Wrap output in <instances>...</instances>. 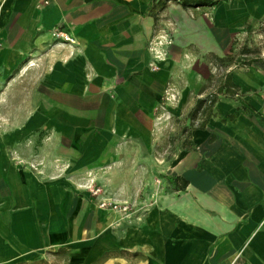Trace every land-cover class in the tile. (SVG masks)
<instances>
[{"label":"crops","instance_id":"obj_1","mask_svg":"<svg viewBox=\"0 0 264 264\" xmlns=\"http://www.w3.org/2000/svg\"><path fill=\"white\" fill-rule=\"evenodd\" d=\"M156 1L0 0V264L60 250L69 264H264V51L227 68L218 86L230 75L235 96L180 123L169 163L158 137L171 87L178 116L218 88L198 74L183 90L185 59L204 67L216 33L263 25L264 0ZM103 199L150 207L120 222Z\"/></svg>","mask_w":264,"mask_h":264},{"label":"rangeland","instance_id":"obj_2","mask_svg":"<svg viewBox=\"0 0 264 264\" xmlns=\"http://www.w3.org/2000/svg\"><path fill=\"white\" fill-rule=\"evenodd\" d=\"M166 16L167 17L164 19L167 20V23L173 25L172 21L169 18H172V15L167 14ZM161 35L167 36V41L169 42L167 46H170L172 44V41L169 37V34L165 31L162 32ZM215 40L216 43H219L221 45V47L218 49L216 48V55H213V58L207 57L203 59L204 62L207 61L205 63L203 62L204 67H193L194 65L190 64L189 59H185L188 62V73L184 71V74L182 76L183 90L188 92L190 89L197 88L195 87L196 84L193 80V77H196L198 74H200L201 77H205L208 74L207 80L204 79L203 89H216L221 79L225 76L227 68L233 67V71H237L239 69L242 63L238 60V58L240 55H242V50H244V48H246V50H248L249 52L247 56L259 58L261 56V53L264 51V24L254 25V23L252 22L248 24L244 30L229 34V37L220 33H216ZM243 56L244 55H242V57ZM170 89L171 92H169L168 97L171 98L172 96L171 103L168 104L166 114L161 119H159L158 122L160 128V132L158 135V137H160V146H162L164 151L166 152L168 163L174 157V143H177L180 140L178 138L180 136V129L182 127L180 123L184 124L185 122L190 120V114L183 113L178 116L174 111H172L179 105L180 92L175 87H171ZM144 203H146V200L136 203L133 202L130 204L139 206ZM119 219L120 222H130L125 219ZM66 256L67 255L65 250L56 251L52 254L45 252V254H40L38 258H33L27 261L23 260L22 262H17L14 264H69Z\"/></svg>","mask_w":264,"mask_h":264},{"label":"built area","instance_id":"obj_3","mask_svg":"<svg viewBox=\"0 0 264 264\" xmlns=\"http://www.w3.org/2000/svg\"><path fill=\"white\" fill-rule=\"evenodd\" d=\"M45 5H48V2H45ZM52 37L56 40H61L64 43H73V40L70 36L61 30H54L52 32ZM157 40L153 44V52L155 56L156 62H160L165 59L166 53L159 51L158 48L162 46H167L169 42L167 41V36L165 35H157ZM150 68L153 72L158 71L159 67L156 64L150 65ZM171 91V90H170ZM169 93H165V97L163 99V103L160 105L159 110L164 111L166 110V105L171 103V98L168 97ZM88 190L90 191L91 195L97 197L101 194V190L96 188L95 186L91 185L88 186ZM97 207L101 211H107L109 213L117 214L119 218L125 219L127 221H131L133 216H136V219L139 221L142 216L146 214L148 208L150 207L149 203H144L139 206H134L128 202H116L108 199L100 200L97 204Z\"/></svg>","mask_w":264,"mask_h":264},{"label":"trees","instance_id":"obj_4","mask_svg":"<svg viewBox=\"0 0 264 264\" xmlns=\"http://www.w3.org/2000/svg\"><path fill=\"white\" fill-rule=\"evenodd\" d=\"M222 1L223 0H158L156 2L161 7H164V5H166L167 3L173 2V3L180 5L183 9H189V8H202V7L212 8V7H216ZM248 53L249 52L248 50H246V48L242 50V55H247ZM254 61L255 60H250L246 62L244 65H250ZM236 93H237V87L234 86V84L232 83L231 76L226 75L224 83L218 86L215 94L206 96L204 99H200L196 102V106L194 110L190 113V116L194 118L196 115L200 114L203 106H205V109L203 110V115L209 116L212 106L218 100V95L233 97L236 95ZM207 111L209 112L207 113ZM169 182L172 185L180 183V187H178L180 191H183L187 186V182L179 178H169Z\"/></svg>","mask_w":264,"mask_h":264}]
</instances>
